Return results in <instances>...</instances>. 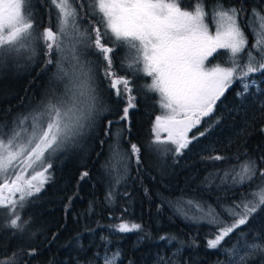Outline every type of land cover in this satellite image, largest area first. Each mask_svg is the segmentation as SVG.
Masks as SVG:
<instances>
[{
    "label": "snow or ice",
    "instance_id": "obj_1",
    "mask_svg": "<svg viewBox=\"0 0 264 264\" xmlns=\"http://www.w3.org/2000/svg\"><path fill=\"white\" fill-rule=\"evenodd\" d=\"M49 2L56 9V29L49 27L41 33L34 30L32 0H0V66L6 55L14 53L27 52L26 59L33 60L35 45L42 41L48 57L46 64L55 68L41 101L27 114L15 117L10 127L0 124V215L7 217L5 227L24 231L27 221L21 223L18 209L22 210L50 181L53 157L81 147L85 137L95 136L99 117L111 113L97 85L95 66H100V60L106 62L104 78L116 90L117 100L127 97L119 118L104 122V136L112 137L108 158L101 166L109 177L106 201L114 202L116 189L126 182L131 165L141 164L140 146H122L126 132H130L129 111L136 105L130 81L114 78L111 70V53L116 47L126 50L124 64L128 70L134 76L142 73L151 77L148 91L159 94L163 112L155 117L153 138L146 145L159 159L169 154L182 156L190 144L220 123L221 118L216 116L206 121L203 131L189 136L206 117L212 116L217 102L235 82L240 83L236 92L240 108L253 94V86L257 93L264 91L253 76L264 73V13L256 9L245 25L253 34L249 48L239 23L243 9L225 7L220 0L207 6V10L205 0H192L190 8L181 7V0H80L79 8L95 18L99 25L96 27L82 26L76 0ZM93 48L98 50L96 59L88 60L86 54H91ZM221 49L226 53V65L206 66ZM201 159L213 168L201 181L205 190L215 187L227 193L253 182L255 187L230 205L218 198L220 211L203 199L181 197L167 203L190 223L215 229L206 248L223 252L225 264H264V234H251L249 239V231H236L264 208V155L258 159L237 157V162L227 167L214 163L228 159L220 154L202 155ZM87 175L85 171L81 179ZM109 227L120 233L141 230L140 224L123 221ZM233 232L236 236L229 247L224 241ZM174 240L176 237L169 235L158 237V242L167 244ZM191 246H198L195 240ZM109 252L106 247L103 256L97 253V264H119L120 251ZM0 264H15V253L8 260L0 259ZM161 264L172 261L162 259Z\"/></svg>",
    "mask_w": 264,
    "mask_h": 264
},
{
    "label": "trees",
    "instance_id": "obj_2",
    "mask_svg": "<svg viewBox=\"0 0 264 264\" xmlns=\"http://www.w3.org/2000/svg\"><path fill=\"white\" fill-rule=\"evenodd\" d=\"M220 2L225 7L243 9L239 23L251 48L253 34L245 25L251 19L253 9L264 13V0ZM215 3L216 0H205L206 10L207 6ZM79 4L80 0H76L82 26H99L94 17L79 8ZM32 5L34 22H40L39 32L49 27L53 29L56 9L49 0H32ZM191 5L192 0H181L183 8H190ZM45 51V47L40 45L36 62L24 66L20 60L4 58V64L0 66V124L10 127L15 117L27 114L43 98L49 77L55 71L53 65L46 64L48 57L44 55ZM97 51L94 48L91 50L89 55L92 60L96 59ZM125 51L116 47L111 53V70L114 78L124 77L130 81L136 107L129 111L130 132H126L122 146L125 149L130 143L140 146L141 164L131 165L126 182L116 189L114 202L106 201L109 177L101 166L108 158L112 137L104 136V122L119 118L127 104V97L117 100L116 91L110 88V80L104 78L106 62L100 60V66H95L97 84L104 91L111 113L103 115L87 149L77 154H63L53 160L50 181L22 210L18 209L21 223L27 221L23 232L5 227L7 217L0 215V259L8 260L15 253V264H97V253L103 256L107 247L109 253L119 250L125 264H155L158 256H174L175 253L176 264H221L225 260L221 251L206 248V241L215 229L206 224L190 223L176 215L167 201L175 202L181 197L203 199L220 211L218 198L223 204L230 205L255 187L253 182L227 193L219 192L215 187L205 190L201 181L213 168L201 156L223 155L228 158L226 161L214 163L227 167L235 164L237 157L240 160L246 156L258 159L264 155V108H261L264 91L257 93L252 88L250 92L253 94L247 96L240 108L236 97L240 83L235 82L217 102L212 116L206 117L189 136L203 131L206 121L216 116L221 118L220 123L190 144L182 156L169 154L159 159L146 148L153 138L155 117L161 111L159 96L148 91L150 77L142 73L134 76L128 70L124 64ZM217 58L218 63L226 65L225 51L219 52ZM261 77L264 73L255 76L261 89H264ZM101 140H104L103 145ZM261 166L264 167V164ZM85 171L88 175L81 179ZM224 219L229 218L225 216ZM122 221L140 224L141 230L131 233L110 230V225ZM243 229L250 232L249 237L255 233L264 234V208L240 230ZM161 235L174 236L176 240L171 244L158 242ZM145 236L149 238L145 239ZM193 240L198 246H191Z\"/></svg>",
    "mask_w": 264,
    "mask_h": 264
},
{
    "label": "rangeland",
    "instance_id": "obj_3",
    "mask_svg": "<svg viewBox=\"0 0 264 264\" xmlns=\"http://www.w3.org/2000/svg\"><path fill=\"white\" fill-rule=\"evenodd\" d=\"M182 7V6H181ZM39 21L37 20L36 22H34V30H36V31H39V29H38V25H39ZM55 29H56V23H55V25H54V27H53V30L55 31ZM44 31V29L43 30H41L40 32L42 33ZM40 45L44 48V44H43V42L42 41H38L37 43H36V45H35V47H36V55H35V57L33 58V60H28V59H26V57H27V52H22L21 54H19V55H17V54H10V55H6L4 58L6 59L7 57L8 58H14V59H17V60H20V61H22V63H23V66H24V64H29V63H31V64H33V63H35L36 62V60H37V57H38V54H37V52H38V49H39V47H40ZM221 51H225V50H223V49H221V50H218L215 54H214V60H212V61H210V62H206V66H215V65H217V64H219V65H221V66H225V65H222V64H220V63H218L217 62V57H218V53L219 52H221ZM217 56V57H216ZM86 58L88 59V60H92V57L89 55V54H86ZM96 74V73H95ZM257 74H261V73H255V74H253V76H254V78H255V76L257 75ZM97 75V74H96ZM97 77V76H96ZM151 78V77H150ZM256 79V78H255ZM261 81H264V77H261ZM257 82H258V80H257ZM98 85V84H97ZM120 88H122L123 86L121 85V86H119ZM98 88H99V91H100V94H101V97H102V99L104 100V101H106V99H105V94H104V91L102 90V88L98 85ZM253 88H255V86H253ZM115 90V89H114ZM116 91V90H115ZM158 94V93H157ZM158 96H159V94H158ZM162 112H163V110L161 109V111H160V113L158 114V115H161L162 114ZM103 117V115L102 116H100L99 117V121L101 120V118ZM96 131V130H95ZM162 135H166V134H162ZM93 135L92 134H89V136H87V137H85L82 141H81V147H79V148H73L71 151H69V152H66V153H60V154H58L56 157H53V160H55L57 157H59V156H61V155H63V154H67V153H71V154H77V153H80V152H82L83 151V149H87V146H88V144H89V141H90V139H91V137H92ZM169 147H171L170 145H169ZM50 171V170H49ZM29 172H31V170H29ZM245 226V225H244ZM244 226H242V227H244ZM244 230V229H243ZM237 232H239V231H242V230H240V229H237L236 230ZM236 236V232H233L228 238H226L225 239V241H224V244L225 245H228L229 247L231 246V243L232 242H234V237ZM251 237H249V239H250ZM110 254V253H109ZM176 254V253H175ZM175 254H174V256H171V255H169V256H158V258H157V260H156V263L155 264H161V260L163 259L164 261H168V260H170V261H172V264H176V260H175ZM222 254L225 256V254L222 252ZM121 259V258H120ZM225 261H226V256H225V260L221 263V264H225Z\"/></svg>",
    "mask_w": 264,
    "mask_h": 264
},
{
    "label": "flooded vegetation",
    "instance_id": "obj_4",
    "mask_svg": "<svg viewBox=\"0 0 264 264\" xmlns=\"http://www.w3.org/2000/svg\"><path fill=\"white\" fill-rule=\"evenodd\" d=\"M215 54V53H214ZM214 54H213V56L212 57H210L209 58V60L207 61V62H210V61H212V60H214ZM217 57V56H216ZM120 78H124V77H120ZM124 262H122V260L120 259V261H119V264H123ZM125 264V263H124Z\"/></svg>",
    "mask_w": 264,
    "mask_h": 264
}]
</instances>
